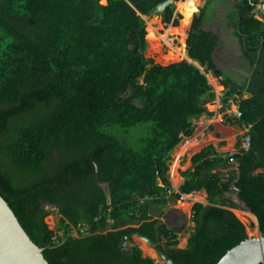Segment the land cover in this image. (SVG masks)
I'll return each mask as SVG.
<instances>
[{
  "label": "trees",
  "instance_id": "trees-1",
  "mask_svg": "<svg viewBox=\"0 0 264 264\" xmlns=\"http://www.w3.org/2000/svg\"><path fill=\"white\" fill-rule=\"evenodd\" d=\"M164 1L0 0V196L48 264H152L136 247L122 253L123 239L135 235L165 240L173 264H217L248 239L230 211L235 191L264 236V22L254 12L264 0H215L234 4L252 67L245 87L222 81L221 98L225 110L241 97L233 120L250 127V149L222 156L209 146L192 158L177 192L170 153L192 137L194 120L213 116L206 75L223 73L213 60L219 40L202 29L205 10L186 40L204 73L187 61L163 67L145 58L143 17ZM173 16L170 6L163 22L177 27ZM231 161L237 171L220 173ZM201 191L209 204L194 205L195 228L179 250L176 234L150 213ZM47 206L57 208L54 231ZM81 224L89 235L70 236Z\"/></svg>",
  "mask_w": 264,
  "mask_h": 264
},
{
  "label": "rangeland",
  "instance_id": "rangeland-1",
  "mask_svg": "<svg viewBox=\"0 0 264 264\" xmlns=\"http://www.w3.org/2000/svg\"><path fill=\"white\" fill-rule=\"evenodd\" d=\"M259 1L262 2L263 0ZM182 3H186V0H178L173 5V18L178 22L177 27L166 25L161 15L143 17L148 29L145 58L152 60L155 65L163 67L182 61L191 64L187 56L186 40L194 17L205 10L202 29L214 34L219 40L213 54V60L215 66L223 75L222 77H214L212 73L206 75L208 84L212 87L214 98L206 101L205 107L208 113L213 114V116L204 115L202 118L194 120L192 137L182 138L180 144L170 153L167 174L175 192L184 183L183 174L188 170H192V158L201 151L212 146L219 155L230 156L239 150L238 144L241 146L244 132L237 124H234L233 114L241 97H234V100L229 101V108L223 110L221 98L225 90L222 81L229 79L237 86L245 87L252 71L237 36V14L233 3L229 1L198 0L194 13L185 26H183L185 10L180 7ZM257 17L260 18V14H257ZM200 70L204 73L203 68ZM248 98L249 95L244 93L242 99ZM236 171L237 164L235 161H231L228 165L219 169L222 174ZM258 173H261V170L254 172L255 175ZM103 189L105 192L107 191L106 186H103ZM229 198L237 206L236 209H230V211L244 225L248 238H258L256 220L240 202L236 191L232 192ZM195 204L205 206L209 204L204 191L183 195L177 202L169 201L163 209L162 215H159L157 208H152L150 213L153 220L159 219L169 230L172 229L175 232L177 237L176 248L179 250L186 248L187 241L195 228L192 222V209ZM45 222L51 230H55L57 221L55 222L51 215L45 219ZM160 243L164 244L165 240L161 239ZM134 247L141 250L142 258L151 259L153 264H163L153 252L154 250L135 236L132 237L131 242H128L126 248L131 250Z\"/></svg>",
  "mask_w": 264,
  "mask_h": 264
},
{
  "label": "water",
  "instance_id": "water-1",
  "mask_svg": "<svg viewBox=\"0 0 264 264\" xmlns=\"http://www.w3.org/2000/svg\"><path fill=\"white\" fill-rule=\"evenodd\" d=\"M176 0H166L156 5L149 15H163L165 10L173 6ZM195 67L201 69L198 64L193 63ZM161 181L157 179V186L160 187ZM245 207V206H244ZM54 221H57V208L55 206H47ZM249 212V211H248ZM250 213V212H249ZM251 214V213H250ZM252 215V214H251ZM253 216V215H252ZM258 225V221L253 216ZM258 238H248L239 245L228 251L217 264H264V236L257 230ZM89 233L81 235V238L87 237ZM135 237L144 242L150 249L151 242L142 236ZM129 240L123 239L120 249L124 255L128 254L127 244ZM168 249V248H166ZM159 261L163 264H173L167 259L163 253L153 251ZM0 264H48L39 249L25 233L19 224L13 211L8 204L0 196Z\"/></svg>",
  "mask_w": 264,
  "mask_h": 264
},
{
  "label": "built area",
  "instance_id": "built-area-1",
  "mask_svg": "<svg viewBox=\"0 0 264 264\" xmlns=\"http://www.w3.org/2000/svg\"><path fill=\"white\" fill-rule=\"evenodd\" d=\"M259 5V6H258ZM258 11L256 10L255 8V14L257 15V13L260 14V18H258V20L260 21H263L264 19V4H258ZM241 117V112L239 111L238 107L236 108L234 114H233V119H236V120H239ZM243 132H244V135H243V139H242V142H241V146L239 148V150L235 153H233L232 155L230 156H233L235 155L236 153H244V152H248L249 149H250V146H251V143H250V136L248 135L249 132H250V127L249 126H246V125H242L239 127ZM236 190V189H234ZM108 224H111L112 222L109 220L107 221ZM89 231V226L86 225V224H81L79 225V227L76 229V230H73L71 233H70V236L72 237H78V236H81L85 233H87ZM60 239H64V234L63 232H57L56 235L54 236L53 238V242L56 246L60 245Z\"/></svg>",
  "mask_w": 264,
  "mask_h": 264
},
{
  "label": "bare ground",
  "instance_id": "bare-ground-1",
  "mask_svg": "<svg viewBox=\"0 0 264 264\" xmlns=\"http://www.w3.org/2000/svg\"><path fill=\"white\" fill-rule=\"evenodd\" d=\"M197 1L198 0H186V3L180 4V7L185 10V21L183 23V26H185L189 22L191 15L194 13Z\"/></svg>",
  "mask_w": 264,
  "mask_h": 264
},
{
  "label": "flooded vegetation",
  "instance_id": "flooded-vegetation-1",
  "mask_svg": "<svg viewBox=\"0 0 264 264\" xmlns=\"http://www.w3.org/2000/svg\"><path fill=\"white\" fill-rule=\"evenodd\" d=\"M172 230V229H170ZM173 231V230H172ZM174 232V231H173ZM175 233V232H174ZM162 238L159 237V240L155 243V242H151L152 244V247L151 249L155 250V251H159L161 253H167L168 250L170 249L169 247L166 246V241L164 244H161L160 241H161ZM168 248V249H166ZM128 250V249H127ZM130 250H128V253H129ZM164 255V254H163ZM166 257V255H164ZM167 258V257H166ZM153 264V263H152Z\"/></svg>",
  "mask_w": 264,
  "mask_h": 264
},
{
  "label": "clouds",
  "instance_id": "clouds-1",
  "mask_svg": "<svg viewBox=\"0 0 264 264\" xmlns=\"http://www.w3.org/2000/svg\"><path fill=\"white\" fill-rule=\"evenodd\" d=\"M260 4H262V3H260ZM258 14V13H257ZM256 19L258 20V18H257V15H256ZM264 20V19H263ZM260 21V20H259ZM263 22V21H262ZM202 118V117H201ZM235 189V188H234ZM169 194H170V192H169ZM183 196V195H182ZM109 221V220H108ZM112 224V223H111ZM110 224V225H111ZM55 229H56V227H55ZM88 233V232H87ZM144 259V258H143Z\"/></svg>",
  "mask_w": 264,
  "mask_h": 264
},
{
  "label": "crops",
  "instance_id": "crops-1",
  "mask_svg": "<svg viewBox=\"0 0 264 264\" xmlns=\"http://www.w3.org/2000/svg\"><path fill=\"white\" fill-rule=\"evenodd\" d=\"M197 4V3H196Z\"/></svg>",
  "mask_w": 264,
  "mask_h": 264
}]
</instances>
